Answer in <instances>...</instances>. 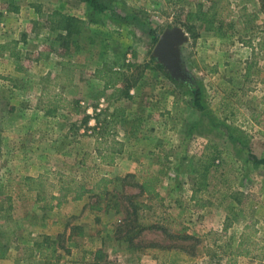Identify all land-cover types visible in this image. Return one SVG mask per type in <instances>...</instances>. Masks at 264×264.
I'll return each instance as SVG.
<instances>
[{
  "label": "rangeland",
  "instance_id": "rangeland-1",
  "mask_svg": "<svg viewBox=\"0 0 264 264\" xmlns=\"http://www.w3.org/2000/svg\"><path fill=\"white\" fill-rule=\"evenodd\" d=\"M95 1L105 9L87 0H0V219L9 216L17 232L0 263L226 264L247 223L264 244V166L249 157L264 158V23L246 16L253 5L242 8L264 0H226L238 15L233 27L215 31L188 23L200 6L211 9L210 0ZM15 3L22 10L12 11ZM54 12L79 19L68 20L70 34ZM174 27L188 36L181 57L201 88L202 110L191 82L175 79L154 53L155 37ZM62 61L71 62L73 81L54 87ZM248 62L255 65L247 78ZM103 69L123 71V79L107 88L97 76ZM44 90L78 109L46 111ZM109 117L124 143L110 164L95 149ZM141 164L159 176L157 210L168 219L159 221L167 231L135 236L126 196L139 192L140 177L123 178ZM89 172L122 178L101 209L93 193L49 209L25 186L41 174L82 180ZM193 193L205 207L193 206ZM177 229L193 239L170 237ZM40 235L56 240V258L23 249ZM261 255L236 264H264Z\"/></svg>",
  "mask_w": 264,
  "mask_h": 264
},
{
  "label": "trees",
  "instance_id": "trees-1",
  "mask_svg": "<svg viewBox=\"0 0 264 264\" xmlns=\"http://www.w3.org/2000/svg\"><path fill=\"white\" fill-rule=\"evenodd\" d=\"M94 10L99 12L105 9L104 6L99 5L95 0H87ZM212 2L211 9L207 11L201 10L202 6L196 13H192L189 16L188 23L192 27H203L207 31L221 30L223 28H230L233 25L230 22V18L237 16L238 12L231 7V4L226 0V3H220L221 0H210ZM19 7L15 6L12 11H18ZM54 14L60 15L59 27L66 29L68 34L72 32L70 30L71 25L67 24L68 20L79 19L74 16H69L61 12H54ZM196 19V21H195ZM187 25V30H192L193 28ZM202 25V26H201ZM150 34H153L150 30ZM157 41V38L155 37ZM63 68L61 74L55 77V79L60 80L56 82L54 87L58 84H69L73 81L72 78H68L69 73L68 68L71 64L70 61H62ZM252 62H248L246 67L245 76L248 78L252 74V68H254ZM104 70V69H103ZM103 70H97V76L105 81V87L110 88L116 86L120 80L123 79L124 72L105 69V73L102 75ZM63 81H62V77ZM52 85V84H51ZM191 88L194 96V105L199 109H203L202 105V91L200 86L195 83L192 79ZM43 94L47 96V101L44 104V109L46 111H53L56 109H67L68 111H74L78 109L75 103L68 101L67 98L63 97L60 93L50 92L49 90H44ZM112 117V115L110 116ZM105 119V122L97 130L95 134L96 146L98 158L101 163H114L117 158L122 154L124 143L113 135V123L114 120L111 118ZM112 134V135H110ZM105 144V145H103ZM250 160L253 162L255 167L261 165L264 166V158H259L254 154L249 155ZM138 171L136 173H129L124 176L123 179H128L130 177H140V182L138 183L139 192L137 194H132L126 196L127 206L131 209V214L133 219L131 220L133 228L136 229L135 236L139 235L145 230L151 229H165L163 225L159 224L161 219H168V214L164 211L158 212L157 206L159 204L163 205V198L158 190L159 176L150 170H144L142 164L139 165ZM122 181V178H109L107 176H96L91 172L82 180H77L68 175L61 174L60 177L55 180L49 175L41 174L36 177H30L25 180V186L30 190L35 191L37 194V201L45 203L46 207L49 209H54L56 207H61L68 200H82L86 195L91 193L97 195L99 200L95 204L96 209H101L102 199L110 193V186L116 185ZM140 197H145L140 199ZM191 200L195 201L194 207L200 209L205 207L204 200L198 198L196 193L191 195ZM239 201V200H238ZM164 206V205H163ZM0 210H3L0 207ZM175 222V221H173ZM251 226V223H247L244 227V232L240 236V240L237 247L231 250L230 257L227 259L226 264H236V259L238 257H261L264 252L263 242L257 241L252 237L251 231H247ZM167 231V230H166ZM17 236L16 228L14 222L9 216L4 219H0V258H5L8 256L10 250V243L15 242ZM170 237L180 238L183 241H188L193 239L190 234H185V230H178L176 235H171ZM29 251V255L33 253H38L39 256L46 259H54L57 257L59 246L56 240H51L48 236L40 235L33 244L24 246ZM188 247H185V249ZM261 252H260V251ZM256 251L259 253L256 254ZM28 256L27 254H25Z\"/></svg>",
  "mask_w": 264,
  "mask_h": 264
},
{
  "label": "water",
  "instance_id": "water-1",
  "mask_svg": "<svg viewBox=\"0 0 264 264\" xmlns=\"http://www.w3.org/2000/svg\"><path fill=\"white\" fill-rule=\"evenodd\" d=\"M188 40L181 27L166 29L159 35L154 53L175 79L191 82V75L184 69L181 57V45Z\"/></svg>",
  "mask_w": 264,
  "mask_h": 264
},
{
  "label": "crops",
  "instance_id": "crops-1",
  "mask_svg": "<svg viewBox=\"0 0 264 264\" xmlns=\"http://www.w3.org/2000/svg\"><path fill=\"white\" fill-rule=\"evenodd\" d=\"M245 6H243L242 8L247 9L249 6L253 5V7H255V10H250L251 12L247 11L246 12V16L247 17H253L252 22H257L259 23H264V2H243ZM15 5L17 7H19L20 10H22V6L20 7V4H16ZM254 11V12H253ZM11 12V10L9 11ZM241 22L243 23V25L246 27V25L249 24V20L248 18H245L244 16L241 17ZM2 264V263H0Z\"/></svg>",
  "mask_w": 264,
  "mask_h": 264
}]
</instances>
